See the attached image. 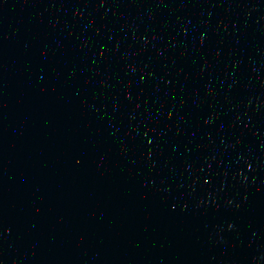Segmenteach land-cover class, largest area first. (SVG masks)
<instances>
[{
  "label": "water",
  "instance_id": "1",
  "mask_svg": "<svg viewBox=\"0 0 264 264\" xmlns=\"http://www.w3.org/2000/svg\"><path fill=\"white\" fill-rule=\"evenodd\" d=\"M0 264H264V0H0Z\"/></svg>",
  "mask_w": 264,
  "mask_h": 264
}]
</instances>
